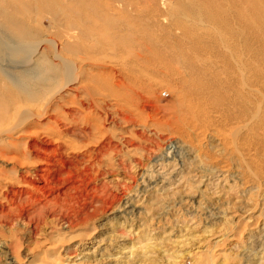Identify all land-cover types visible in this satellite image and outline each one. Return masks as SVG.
Returning a JSON list of instances; mask_svg holds the SVG:
<instances>
[{
  "label": "rangeland",
  "instance_id": "obj_1",
  "mask_svg": "<svg viewBox=\"0 0 264 264\" xmlns=\"http://www.w3.org/2000/svg\"><path fill=\"white\" fill-rule=\"evenodd\" d=\"M88 1L76 8L83 25L72 34L69 32L74 37L70 42L65 25L58 29L59 33L54 32L51 22L42 19L40 10L46 7L45 0H7L1 4L0 28L15 23L17 28L31 33L32 45L39 43L43 35H50L67 48V57L77 61V80L62 94L77 96L78 107L87 94L80 89L82 84L92 83L96 77L104 83L111 73L116 79L122 76L125 80L138 74L143 103L137 110L135 101L130 105L131 101L128 110L132 121L141 124L152 125L158 115L163 117L162 113L169 119L180 109L184 112L178 97L191 92L193 83L204 89L212 88L213 92L217 90L216 97L220 95L226 100L222 108L229 116L233 113L228 111L229 106L232 109L237 106L233 96L242 92L245 84H253L259 90L255 99L258 94L264 96V0ZM135 43L143 46L140 57H150L141 67L132 63L139 57L131 49ZM11 67L18 66L8 63L5 68L14 71ZM207 72L218 73L219 79L203 75ZM222 76L230 81L225 82ZM62 77L59 83L65 84ZM130 80L131 83L133 78ZM165 93L167 97H163ZM125 94L121 90L117 98L121 100ZM96 98L98 106L85 107L92 108L99 126L109 129L111 134L115 132L117 137H121L119 133L127 135L128 131L141 134L144 142L137 145L142 148L139 146L137 153L126 149L121 155L114 153L102 159V164H93L96 166H92L93 170L92 164H78L76 156L64 153L66 161L86 165L83 170L72 168L70 175L60 172L57 181L69 176L56 182L57 190L46 194L47 202L41 197L39 201L31 200L35 197L33 192L28 194L30 201L25 197L19 201L13 194L18 190L15 182L0 184L8 189L1 191L6 199L0 198L4 202L2 205L0 200V264H202L206 259L210 264H264V182L253 180L244 163L225 152L215 133L217 129L224 130L223 123L211 115L215 106L209 105L197 132L190 129L183 134L186 129L159 123L158 129L151 133L136 131L137 127L133 130V126L104 123L107 104L114 103L115 98L109 97L105 104L101 97ZM65 107L63 112L76 113L75 121L69 122L74 126L67 135L70 145L83 146L92 139L82 138L77 132L87 127L85 121L81 122L83 114L72 106ZM204 128L209 132L204 133ZM29 132L28 135L38 134V138L50 133L39 128ZM147 140L156 141L158 150L145 152L143 147L155 149ZM114 141L118 142L117 138ZM19 143L20 149H24ZM6 149L13 151V146ZM91 149L94 150L86 151L87 157ZM6 159L0 154L1 179H6L5 173L15 167ZM132 160H141L143 166L135 168L130 164ZM85 170L93 173L98 170L99 174L91 173L94 178L85 180L83 185L67 180ZM8 177L13 179L11 175ZM36 183L43 185L38 180ZM115 195L120 199H115ZM21 201L25 204L21 205ZM41 205L49 207L44 210Z\"/></svg>",
  "mask_w": 264,
  "mask_h": 264
},
{
  "label": "bare ground",
  "instance_id": "obj_2",
  "mask_svg": "<svg viewBox=\"0 0 264 264\" xmlns=\"http://www.w3.org/2000/svg\"><path fill=\"white\" fill-rule=\"evenodd\" d=\"M5 1L7 0H0V16H3L1 4L4 3ZM45 1H46V7L45 8L42 7L45 10L43 9L40 10V12H43L42 19L45 18L48 19L49 22H51L52 25L51 28L52 31L54 32L59 33L58 29L62 28L63 25H65L67 29L66 35H68V42H70V40L74 39L73 35H71L72 32L73 31L75 32L83 25L82 21H80V16H78L77 14L78 10L76 8L85 6L86 4H88L89 1L88 0H45ZM0 25H3L2 22H0ZM5 26L6 25H4V27ZM17 27L18 26H16L15 23H13L9 25L8 28H2V27H1L2 29L0 28V145H1L0 154L2 155L3 158L7 157L6 160H9V162L11 164H14L15 166L11 172L9 171L11 174H9L8 171L5 173V176H7L6 179H1L2 177H0V184H3V182H5L3 185L6 186L7 183L14 184L15 182L18 185L17 186L18 190L13 193L14 198H17L19 201L23 197L28 198L26 199L27 201L28 200L30 201V199L32 200L33 198H35L36 201H39L41 200L39 199L41 197V198H45L44 201L47 202V200L49 199L46 197L47 196L46 194L49 193L53 194L54 192H56L58 185V184L56 185V182L58 183L61 179H63L60 178V180L58 179L59 181H57V177L59 176L58 174L60 172L63 171L70 175L72 174V168H77L78 170L79 169L81 170L82 168L83 170L87 162L92 164V165L89 164L91 167L92 166L96 167L93 164L100 165L102 164L101 162L102 159L109 157L114 153H116V155L117 154L121 155L123 154L125 149L130 150L133 153H137V150H139L141 147L140 145L139 147L137 144H141L142 142H144V138L141 136V134L139 136L136 133L134 134L133 131L130 132L128 131L127 135L126 133H119L118 135H121V137L119 136L120 137L119 138L115 136V132L111 134L109 129H104L105 130L104 131L103 128L99 126L97 120H95V118L93 117L94 111L92 110V108L89 107L90 108L89 109L85 107V106H90V104H96L98 106L99 102H96L97 100L96 96L101 97L104 101L103 102L104 104L105 102L107 103L109 102L107 100L109 97L115 98L113 99V101L115 100L114 103L112 102V104L109 103L107 104L109 105V107L108 109H105L106 113L102 119L104 123H107L110 126H117L119 124H122V127L123 125H125L126 127L133 126L134 127L133 130L135 129V127H137L136 131L138 130L140 132H143L149 130L151 131V133L152 131L154 132V130L158 129V126L160 124H164V123L168 125L170 124L174 125L175 127H177V129L178 128H180L181 130L186 129V132L184 131L183 134L189 133L187 132V130L190 129L196 131L197 129H199V127H201L200 120L202 119V117L206 116L207 109L209 105L212 104L213 106H215V109L213 108L214 112H212L211 115H214V118L217 121L221 120L223 123V125L221 124L220 125L224 130L221 131L217 129L215 133L219 139V142L224 148L225 152L232 156H236L240 161H242L246 169L249 171L251 178L253 180L256 179L261 183L264 182V96L258 94L257 99H255L256 98L255 93L259 92V90L256 89V87L253 84L250 83L245 84L242 87V92L238 91L237 94L233 96L234 100H236L237 102V106L235 107V109H232V107L229 106L228 111H233V113H231L230 116L226 114V111H223L222 107L226 106L225 105L226 100H224V97H221L220 95L219 98L216 97V94H218L217 90L213 92L212 88L204 89L202 87H198L200 84L197 83L196 85L195 83H193L194 85L190 84L191 87H193L191 92L188 90L189 92L187 93L183 92L178 97V99L180 100V107L184 110V112L182 111L181 113V109H180V111L177 112L176 114H172L171 116H168L170 117L169 119H166L167 114L162 113L163 115L162 114L161 115L163 117L161 116L159 117L158 115L157 120L152 125H150L149 123L141 124L132 121L131 114L129 111L130 109L128 110L129 106L132 105L134 101L136 103L135 105L137 106V110H139L140 103H143L141 101L144 99L143 96L141 95L142 81L139 82V77L137 73L135 74V77L134 75L131 76L133 78V81L131 83H130L131 77L128 74L129 77L127 78V80L129 81V84L126 82L127 80H125V78H123L122 76L120 79H116L115 75H112V73L107 75L108 78L107 80H105L104 83H101L102 81L100 80V77L99 78L96 77L93 78L92 83L84 84V85L82 84L80 89L86 91L87 94L83 95V97L80 99V102H82L81 105L82 107L81 106L78 107L76 103V100L78 99L77 96L72 97L69 94L63 96L62 94L63 92L66 91L69 85L73 84L77 80V79L75 80V76L77 73L75 70V68H77L76 67L77 61L73 60V58L71 57H67V51H66L67 48H65L63 43H60L55 39L52 40L50 35H43L40 38L41 40H39V43L32 45L34 42L33 43L29 42V38H31V33L29 34L28 30H25L24 32V30H21ZM2 33L5 35L7 40L9 39L14 43L11 42L12 43L11 44L6 39L4 40L5 37L2 35ZM13 35H21V37L15 39ZM48 45L51 46L52 48L48 49L47 48ZM131 49L137 51L136 54L138 56L139 55L141 56V52H143L142 51L143 46L140 43H135L134 47H132ZM69 50L70 49L68 48V51ZM136 54L134 56H137ZM140 56L136 57V59L132 61V63L136 64L138 67L143 66L146 62H148L149 60L148 58H150V57L142 58ZM8 63H12L18 66V67H11L14 69V71L15 69H22V70L19 72H14L6 69L5 67H7ZM43 63L45 67H42ZM128 64L129 62H127L125 66ZM204 74L206 75V77L207 76L211 77L212 80L217 81V79H219L218 73L211 72L210 74H208L207 72V73H203V75ZM62 76L65 77L66 79L65 84L61 83L62 81L59 83ZM225 76L222 77L225 78ZM229 81H230L229 78L228 79L225 78V82H229ZM63 82H65V80H63ZM121 90L126 91V94L124 97L121 96L123 99L119 100L120 98L118 99L117 96ZM74 91H78V89H75ZM108 93L112 94L113 96L108 95ZM66 98L68 100H66ZM225 98L228 99V97ZM135 105H134V109H136ZM65 106L66 107L72 106V108H77L78 110L77 113H79L80 115L83 114L84 120L82 119L83 121L81 122L85 121L87 123L85 124L87 125V127L84 130L83 129L79 131L75 130V132L77 131L78 134L82 136V138L83 136L92 137V139H88L89 141L86 140L87 138H84L87 141V143H84L83 146L71 147L70 145L71 139L67 135L68 133H71L72 128L74 126H72L73 123H69V122L70 120L75 121L74 119L76 113L74 111L72 113L63 112L64 111L63 107ZM68 125L69 126L71 125V127H69ZM100 125L103 124L100 123ZM207 125L204 124L203 126H207ZM63 126H65L66 128L63 129L64 128ZM37 128L42 129L43 131H45V133L47 132L50 133L49 134L47 133L48 135L42 138L40 137L38 138L37 137L38 134H35V136L33 134L28 135L29 130L37 129ZM204 129H205L204 133L209 132L208 128L207 129L204 128ZM194 133L193 136L191 135L189 136L188 138L189 143H192L191 137H194ZM187 137L188 136L186 135L185 138L187 139ZM116 138L118 142L115 143L114 140ZM45 139L46 141L44 142ZM19 142L22 143V147L24 146V149H20L21 144ZM147 142L152 144L155 147V149L152 148L144 149L143 147V150L145 152L150 153L151 151L154 152L155 150L156 151L158 150L159 146L158 143H156V141L147 140L146 143ZM11 146H13V151H10V149H6ZM90 148H94V150L91 149L90 152L92 153L89 157H87L88 155L86 156L85 153L86 151L89 153ZM65 150H67L69 153L65 152ZM64 153L68 155L72 154L73 157L76 156L75 158L77 159L78 164H83V163L86 164H84L83 167H81L80 165L78 166L76 165L77 163L76 164L72 163L73 161L72 158H71L72 161L70 162L66 161V157ZM58 156L60 157L56 158ZM67 159L69 160V158ZM130 162H131L130 164L134 165V167L137 169L143 166V162L141 160H132ZM91 167H89V169ZM31 168H35V169L31 170ZM99 168L101 169V167H98V169ZM97 171L98 170H96L95 173L98 176L99 173ZM4 172L5 171L3 170V173ZM91 173L95 174L90 170H85L83 173L82 172L78 173V176L75 174L72 176V178L70 177V179L67 180L73 181L75 183L78 182L80 183V185L81 184L83 185V182L85 180L87 179L90 180V178H94L91 177L92 176ZM8 175L13 176V179L15 178L14 181L13 179L10 180ZM67 176H65L64 179H66ZM36 180L42 182L43 185L37 186ZM68 183L69 182H67V184ZM3 185H1V187ZM71 185H73V183ZM59 186L62 187L63 185H59ZM1 187H0V198L2 200H5L6 198L3 199L1 195L3 192L2 190H4L5 192L8 189ZM29 189L32 190L29 191L30 193L26 191ZM86 191L84 193L89 194ZM31 193L32 195L34 194L33 196L35 197L31 196L32 198L29 199V195H31ZM62 193H64V191ZM114 197L115 199L118 200L120 199L117 195H115ZM24 199L22 201H24ZM12 202L13 201H11V203ZM21 202L18 203L21 204ZM3 203L4 202H2L1 204L3 205ZM23 204H25V202L24 203L22 202L21 205ZM16 206L18 207V205H14L15 208ZM45 206L47 207V205ZM45 206H43V208H45L44 210H47ZM15 208L13 209L15 210ZM7 209L9 208H6V210ZM33 209L36 210V208L34 207ZM8 213L10 215V212ZM21 216L19 215V217ZM71 219L70 221L72 222L74 217L72 220ZM202 264H210V261L206 259Z\"/></svg>",
  "mask_w": 264,
  "mask_h": 264
},
{
  "label": "built area",
  "instance_id": "obj_3",
  "mask_svg": "<svg viewBox=\"0 0 264 264\" xmlns=\"http://www.w3.org/2000/svg\"><path fill=\"white\" fill-rule=\"evenodd\" d=\"M167 96H168V94H167V93L163 94V97H167Z\"/></svg>",
  "mask_w": 264,
  "mask_h": 264
}]
</instances>
